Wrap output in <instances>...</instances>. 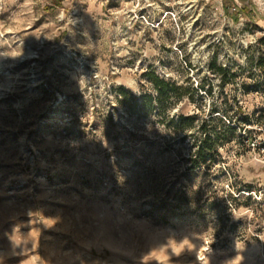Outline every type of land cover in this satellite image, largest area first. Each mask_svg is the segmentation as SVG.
<instances>
[{
  "label": "rangeland",
  "instance_id": "obj_1",
  "mask_svg": "<svg viewBox=\"0 0 264 264\" xmlns=\"http://www.w3.org/2000/svg\"><path fill=\"white\" fill-rule=\"evenodd\" d=\"M232 1L0 0V264H264V0Z\"/></svg>",
  "mask_w": 264,
  "mask_h": 264
},
{
  "label": "trees",
  "instance_id": "obj_2",
  "mask_svg": "<svg viewBox=\"0 0 264 264\" xmlns=\"http://www.w3.org/2000/svg\"><path fill=\"white\" fill-rule=\"evenodd\" d=\"M225 9L229 10L230 7H233L234 11H239V8L235 3H233L232 0H224ZM261 44L264 45V35L260 37L258 40ZM257 68L259 69V73L261 78L264 80V53L260 55L257 59L256 63ZM210 68L213 71H216L218 74L221 75L222 78H225L227 75V69H225L223 66H217L216 65V58L213 57L210 63ZM151 81L155 84V87L159 90L160 95H166L168 91H176V86L173 89H167V86L169 83L163 79L160 78L155 72H150L147 74ZM247 91L257 90V88H252V90H249L248 87L245 88ZM233 124L228 125V128H233ZM203 129H205L204 125L202 126ZM218 139V134L215 132L210 131L205 135L203 140L200 143H196V151L191 156V161L193 166H198L200 163H206L209 158L213 157L214 152H216V141ZM251 140V137L247 138V142ZM210 156V157H209Z\"/></svg>",
  "mask_w": 264,
  "mask_h": 264
}]
</instances>
